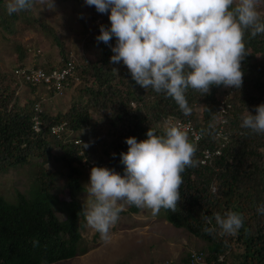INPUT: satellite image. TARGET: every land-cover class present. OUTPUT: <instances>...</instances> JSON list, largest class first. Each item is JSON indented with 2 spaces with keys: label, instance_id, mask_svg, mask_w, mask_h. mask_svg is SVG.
<instances>
[{
  "label": "trees",
  "instance_id": "16d2710c",
  "mask_svg": "<svg viewBox=\"0 0 264 264\" xmlns=\"http://www.w3.org/2000/svg\"><path fill=\"white\" fill-rule=\"evenodd\" d=\"M74 2L82 5L85 0ZM7 5L8 2L0 1V26L5 29L20 18L17 13L7 15ZM3 7L6 13L2 11ZM257 10L264 22V0ZM26 11H21L22 15ZM109 15L110 12L98 13L95 6H86L84 17L89 19L92 30L84 39L83 49L90 59L76 64V75L81 80L75 91L77 99L69 110L54 117L43 111L40 133L32 127L39 98L32 94L29 101L22 103L17 93L21 81L14 74L0 73V174L40 161L31 198L20 194L18 203L12 204L0 197V264H56L89 252L88 248L81 247L85 218L79 215L83 205L78 200V192L84 190L79 166L87 156L89 146L85 148L84 145H88V140H82V146L64 143L52 133L54 126L66 124V129L73 133L92 134L106 130L109 140L105 143L108 146L105 152L110 157L109 169L123 176L125 166L120 154L128 151L126 139L146 140L150 128L156 135H164L165 131L159 130L158 125L168 116L191 117L203 138L195 144L188 136L195 148L193 160L196 166L187 167L181 174L180 201L175 211L162 208L165 219L174 228L185 229L207 244L209 264H264V214L257 211L264 205V134L241 127L247 110L256 115L255 107L264 104V34L253 38L250 31L245 32L241 87L212 86L205 96L189 88L185 96L192 113L185 116L173 98L156 93L151 87L144 89L137 85L123 62L110 63L114 55L111 48L96 40L100 25L110 28ZM10 18L13 21H9ZM83 24L88 27L86 22ZM41 25L56 35L50 26ZM109 43L114 47L116 38ZM58 45L61 46L59 40ZM23 51L19 50L22 59L26 53ZM256 56L263 61L255 62ZM67 61L64 59L62 67L40 68L49 72L62 69ZM222 100L232 106L225 125L226 135L230 132L231 139L224 147L223 141L216 136L219 128L217 110ZM198 106L202 107L200 116L196 111ZM54 148L62 149V160L68 169L65 177L69 201L62 207L65 219H61L53 208L50 190L55 183L51 173L44 169L54 159ZM218 149H222V154L203 165L204 152L213 153ZM94 167L101 166L94 164ZM130 211L138 213L140 208L132 205ZM228 211L240 213L243 226L234 235L222 236L214 216L217 213L223 216ZM204 217L211 218L212 223L208 224ZM206 227H215L217 231L209 235L204 232ZM189 261L190 255L186 263Z\"/></svg>",
  "mask_w": 264,
  "mask_h": 264
},
{
  "label": "clouds",
  "instance_id": "9594fccd",
  "mask_svg": "<svg viewBox=\"0 0 264 264\" xmlns=\"http://www.w3.org/2000/svg\"><path fill=\"white\" fill-rule=\"evenodd\" d=\"M36 3L43 8L54 7L53 0L51 4L46 0H9L8 13L29 10ZM260 4L261 0H85V5L95 6L98 13L110 12V28L100 25L96 37L97 43L109 45L114 53L110 63L123 62L137 85L173 98L185 116L192 113L185 96L189 88L205 96L212 86L241 87L245 32L250 31L253 38L264 34V22L257 10ZM113 37L114 47L109 43ZM72 83L69 80L68 88ZM28 87L34 96L46 93L41 85ZM255 112L252 115L247 110L241 127L264 134V104L256 106ZM146 135L147 139L140 142L135 137L126 139L128 151L120 154L123 176L108 168L93 167L90 182L84 186L86 199L79 215L104 242L109 241L110 228L123 210L118 202L150 209L153 216L162 208L175 211L183 183L181 174L187 167L196 166L195 148L179 127H167L161 136L150 128ZM257 211L264 214V205ZM214 218L222 236L234 235L243 226V216L234 211L223 216L217 213ZM204 219L212 223L211 218ZM216 231L215 227L204 228L209 235ZM194 254L209 264L207 253L202 251L190 254L189 264Z\"/></svg>",
  "mask_w": 264,
  "mask_h": 264
},
{
  "label": "rangeland",
  "instance_id": "374dc122",
  "mask_svg": "<svg viewBox=\"0 0 264 264\" xmlns=\"http://www.w3.org/2000/svg\"><path fill=\"white\" fill-rule=\"evenodd\" d=\"M1 1V0H0ZM9 3V0H4ZM51 4L52 0H46ZM54 7L49 9L39 3L24 15L17 13L18 20L13 26L5 29L0 26V73L14 74L19 66L62 67L64 59L74 58L77 65L81 60L89 58L84 52V39L92 30L89 19L84 17L86 5H79L74 0H53ZM4 13L6 10L1 8ZM83 12V18L81 13ZM9 13L7 12V15ZM9 21H13L10 18ZM84 22L88 27L84 26ZM41 23L50 26L55 34L47 32ZM61 46L58 45V40ZM24 50L25 58H20L19 50ZM263 60L256 56L255 62ZM81 80L73 81L61 98L51 94L38 96L42 109L50 116L66 112L76 101V88ZM22 103L29 101L32 96L30 87L20 83L17 91ZM43 93V92H42ZM37 97V96H36ZM99 117V114H97ZM230 141V132L228 133ZM88 140L89 150L81 166L80 182L84 188L90 182L91 169L94 164L108 168L110 157L105 150L108 142L106 130H97L94 133H74L71 139ZM69 141V139H68ZM228 141V142H229ZM67 144L69 142H66ZM54 159L45 165L44 169L51 173L55 183L51 189L50 199L53 208L61 219L66 213L63 204L69 201L66 188V175L68 169L62 160V149L54 148ZM86 155V154H85ZM40 161L36 160L32 166L11 168L0 174V197L12 204H17L19 195L31 198L32 189L40 169ZM56 196V197H55ZM86 199L84 190L78 192V200L82 205ZM123 210L117 222L110 228V239L104 242L100 234L82 223L81 234L83 242L81 247L88 248V253L56 264H187L186 258L193 252L207 253V244L190 234L187 230L174 228L166 219L163 210L153 216L150 209H141L138 213L131 212V206L123 202Z\"/></svg>",
  "mask_w": 264,
  "mask_h": 264
},
{
  "label": "built area",
  "instance_id": "2783aa9c",
  "mask_svg": "<svg viewBox=\"0 0 264 264\" xmlns=\"http://www.w3.org/2000/svg\"><path fill=\"white\" fill-rule=\"evenodd\" d=\"M76 64L77 63L75 59L70 58L62 69H55L50 72H47L42 68H37L33 65L30 67L19 66L15 70V75L19 80L23 81L26 84H30L31 86L41 85L46 93H53L56 97H62L69 86V80L78 82L80 80L78 75H76ZM231 107L232 106L230 103H228L226 100H222L217 110L216 124L217 126H219V128L217 130L216 136L220 141H223L222 147H224L228 143V137L225 132V125L227 123V115ZM201 110V106H198V108L196 109L199 116L202 115ZM42 113L43 109L41 103L36 104L34 108L32 123L33 130L37 133H40L43 128V121L41 119ZM170 126H177L182 131L186 132L187 136H189L195 144H198L203 138V135L197 130V127L194 124V120L191 117H188L186 119H179L176 117L168 116L163 119V121L158 125V128L159 130L165 131V129ZM52 133L58 138L62 139L64 143L74 142L75 144L80 146H82L83 144V141L81 139H71L74 133L66 129V124L54 126L52 128ZM81 154L85 155L84 153ZM221 154L222 149H218L213 153L209 150H206L204 152V159L202 160V164H210L214 156H220ZM191 264H203L202 256L194 254L192 256Z\"/></svg>",
  "mask_w": 264,
  "mask_h": 264
},
{
  "label": "crops",
  "instance_id": "0c3cea01",
  "mask_svg": "<svg viewBox=\"0 0 264 264\" xmlns=\"http://www.w3.org/2000/svg\"><path fill=\"white\" fill-rule=\"evenodd\" d=\"M41 95V94H40Z\"/></svg>",
  "mask_w": 264,
  "mask_h": 264
}]
</instances>
